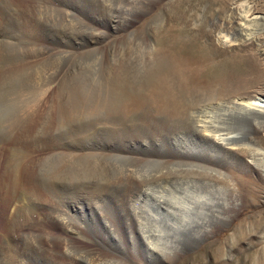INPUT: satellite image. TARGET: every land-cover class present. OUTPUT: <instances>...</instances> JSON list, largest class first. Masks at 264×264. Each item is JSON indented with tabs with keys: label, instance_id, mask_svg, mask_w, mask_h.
I'll return each mask as SVG.
<instances>
[{
	"label": "bare ground",
	"instance_id": "6f19581e",
	"mask_svg": "<svg viewBox=\"0 0 264 264\" xmlns=\"http://www.w3.org/2000/svg\"><path fill=\"white\" fill-rule=\"evenodd\" d=\"M161 1L0 0V35L18 39L0 48V264H132L106 245L154 254L206 229L225 184L211 173L238 155L237 121L264 127V95L235 94L180 37L133 30ZM236 24L219 42L261 38L264 59V15L245 8ZM146 141L160 147L131 148Z\"/></svg>",
	"mask_w": 264,
	"mask_h": 264
},
{
	"label": "rangeland",
	"instance_id": "374dc122",
	"mask_svg": "<svg viewBox=\"0 0 264 264\" xmlns=\"http://www.w3.org/2000/svg\"><path fill=\"white\" fill-rule=\"evenodd\" d=\"M21 2L31 10V0ZM249 7L255 9L258 16L264 15V0H163L136 22L138 24L133 30H144L152 45L172 43L174 39L182 38L198 53L208 54L214 63L225 68V85L235 94H258L262 97L264 59L258 53L261 38L252 42L239 39L229 45H222L217 38L220 30L232 34L239 17ZM257 23L259 26L254 24L252 28L260 31V22ZM16 29L15 26L12 28L13 33ZM198 31L201 35L197 34ZM204 32L212 33L206 38L202 34ZM4 33L3 28L0 48L8 52L18 39L12 33L7 36ZM122 36L120 33L112 38L119 42ZM14 55L19 59L18 50H14ZM5 70L6 66L2 67V72ZM216 75L214 71L211 77ZM5 98L8 100L9 96ZM233 127V140L241 146L235 149L239 156L232 153L231 157L223 158L219 161L222 165L218 173H211L224 180L225 184L219 191L222 198L220 206L215 208V212H204L205 230L198 227L190 228L191 231L178 230L176 238L160 241V248L154 254L146 251L141 242L135 249L130 247L133 244L128 245L130 249L124 248L125 242L120 247L105 245L119 256L127 258L129 255L136 259L135 262L132 259V264H264V127L242 118ZM146 142H132L130 145L135 150L138 147H160L158 143ZM90 145L86 149L93 146L92 143ZM49 154L50 149L42 146L39 150H31L29 156L45 157ZM8 155L9 152L3 153L2 159ZM86 231L88 234L92 232ZM97 242L101 243L99 239Z\"/></svg>",
	"mask_w": 264,
	"mask_h": 264
}]
</instances>
